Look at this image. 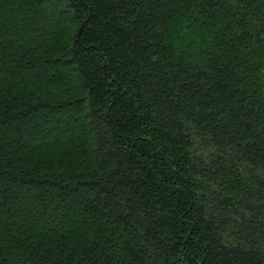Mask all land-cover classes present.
<instances>
[{"label":"trees","instance_id":"trees-1","mask_svg":"<svg viewBox=\"0 0 264 264\" xmlns=\"http://www.w3.org/2000/svg\"><path fill=\"white\" fill-rule=\"evenodd\" d=\"M0 264H264V0H0Z\"/></svg>","mask_w":264,"mask_h":264},{"label":"rangeland","instance_id":"rangeland-1","mask_svg":"<svg viewBox=\"0 0 264 264\" xmlns=\"http://www.w3.org/2000/svg\"><path fill=\"white\" fill-rule=\"evenodd\" d=\"M64 122H61L60 125H62ZM64 125V124H63Z\"/></svg>","mask_w":264,"mask_h":264}]
</instances>
